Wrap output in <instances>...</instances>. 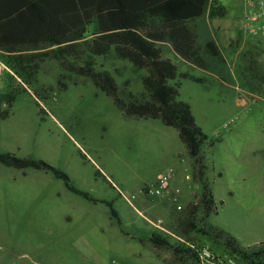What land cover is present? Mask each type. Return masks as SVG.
I'll use <instances>...</instances> for the list:
<instances>
[{
    "label": "rangeland",
    "instance_id": "rangeland-1",
    "mask_svg": "<svg viewBox=\"0 0 264 264\" xmlns=\"http://www.w3.org/2000/svg\"><path fill=\"white\" fill-rule=\"evenodd\" d=\"M222 4L223 19L204 15L195 22L200 46L215 40L221 49L219 58L204 55L207 70L158 46L179 74L203 80L178 76L171 82L180 84L178 100L190 105L208 136L207 179L219 209L209 218L200 215L199 228L223 230L252 253L264 249V44L245 30L242 0ZM0 57L6 66L0 75V153L45 161L69 178L67 185L51 171L0 164V264H194L187 253L175 252L185 246L174 234L202 185L177 130L124 116L90 79L64 71L58 60L47 59L29 79L14 70L15 56ZM94 61L120 88L128 83L137 98H148L144 70L114 50ZM170 172L169 195H139ZM159 220L169 233L152 224ZM155 232L172 248L155 250ZM196 239L207 242L203 233Z\"/></svg>",
    "mask_w": 264,
    "mask_h": 264
},
{
    "label": "trees",
    "instance_id": "trees-1",
    "mask_svg": "<svg viewBox=\"0 0 264 264\" xmlns=\"http://www.w3.org/2000/svg\"><path fill=\"white\" fill-rule=\"evenodd\" d=\"M226 14V8L214 0H0V52L15 56L14 70L29 79L47 59L58 60L64 71L90 79L124 116L160 120L175 128L192 160L193 177L202 185V193L194 195L183 213L178 234H173L196 246L208 245L216 253L229 255L237 264H264V249L250 253L223 230L199 228L200 215L209 218L217 215L219 209L207 179L203 149L208 136L197 125L190 105L178 100L180 84L171 82L178 76L198 83L203 80L188 73L179 74L178 67L164 58L158 46L168 44L184 61L207 70L209 62L204 55L219 58L221 49L215 40L200 46L195 22L204 15L217 19ZM45 48L50 50L34 54ZM112 50L118 58L146 72L142 84L147 99L128 91V83L120 88L110 72L97 70L94 59L107 56ZM29 52L33 53L26 55ZM70 58L78 64L68 62ZM0 60L5 63L1 57ZM0 164L21 170L51 171L68 185V176L45 161L0 153ZM69 188L90 199L87 193ZM108 205L112 218L119 224L117 211ZM199 233L204 234L207 242H198ZM150 242L155 250L172 248L168 237L159 233L152 234ZM183 246L186 249L181 247L175 252L187 253L198 264L196 252L186 244Z\"/></svg>",
    "mask_w": 264,
    "mask_h": 264
},
{
    "label": "built area",
    "instance_id": "built-area-1",
    "mask_svg": "<svg viewBox=\"0 0 264 264\" xmlns=\"http://www.w3.org/2000/svg\"><path fill=\"white\" fill-rule=\"evenodd\" d=\"M245 8L244 27L247 33L260 40L264 44V0H242ZM6 70V66L0 60V75ZM173 172L162 174L153 186H145L138 193L142 196L157 195L165 197L170 194V178ZM136 196H133L134 199ZM157 227L162 228V221L153 223ZM175 238L191 247L197 254L200 264H237V262L229 255H222L213 251L208 245L196 246L187 243L184 239L174 235ZM112 264H120L116 260Z\"/></svg>",
    "mask_w": 264,
    "mask_h": 264
},
{
    "label": "crops",
    "instance_id": "crops-1",
    "mask_svg": "<svg viewBox=\"0 0 264 264\" xmlns=\"http://www.w3.org/2000/svg\"><path fill=\"white\" fill-rule=\"evenodd\" d=\"M214 1H217V2H219V3H221L222 4V0H214ZM223 5V4H222ZM224 6V5H223ZM225 7V6H224ZM226 8V7H225ZM226 10H227V8H226ZM244 12H245V9H244ZM221 19H223V18H221ZM221 19H219V22H218V25H223V23H222V21H221ZM225 25V24H224ZM225 27H226V30H227V28H228V25H225ZM222 30H223V27H222ZM227 33H229V32H227ZM166 45H168V44H166ZM169 46V45H168ZM171 50H172V48H171ZM173 51V50H172ZM158 180V179H157ZM173 185V184H172ZM170 187V186H169ZM171 189H173L172 187H171ZM141 203H143V201H141ZM152 224H153V222H152ZM154 225V224H153ZM156 226V225H155ZM157 227V226H156ZM163 231H166V232H168L169 233V231H167V229H165V228H161ZM155 233H157V232H155ZM154 234V233H153ZM159 234H161V233H159ZM163 237H165L163 234H161ZM152 236V235H151ZM190 258V257H189ZM190 260H194V259H192V258H190ZM194 264H197V262L195 261L194 262ZM198 264H200V262H198Z\"/></svg>",
    "mask_w": 264,
    "mask_h": 264
}]
</instances>
